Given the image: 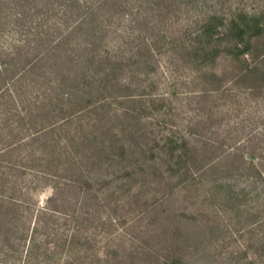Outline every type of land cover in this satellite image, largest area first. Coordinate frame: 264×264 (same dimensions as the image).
<instances>
[{
    "label": "rangeland",
    "instance_id": "rangeland-1",
    "mask_svg": "<svg viewBox=\"0 0 264 264\" xmlns=\"http://www.w3.org/2000/svg\"><path fill=\"white\" fill-rule=\"evenodd\" d=\"M238 12L0 0V264H264V33L195 39Z\"/></svg>",
    "mask_w": 264,
    "mask_h": 264
},
{
    "label": "trees",
    "instance_id": "trees-1",
    "mask_svg": "<svg viewBox=\"0 0 264 264\" xmlns=\"http://www.w3.org/2000/svg\"><path fill=\"white\" fill-rule=\"evenodd\" d=\"M226 22L224 19H222L221 22L213 26L205 25L197 31L195 39L200 43L204 40L207 44V46L201 45L202 47L199 48L201 51L199 52V57L207 58L214 51L215 53H218V49L221 46L220 43H225V45H227V50L239 51L240 54L245 53L248 51V46L250 45L251 39L259 37L264 33V25H262L260 17L255 14L248 15L242 12L234 13L231 15L230 21L228 23ZM217 29H223L224 31L217 33ZM215 35H217V39H222H220L219 42H214L213 39ZM221 40H224L225 42H221ZM192 50L198 51V48L196 47L194 49V47H192ZM119 86L127 87V84L121 82ZM119 98L130 99L131 96L122 95L119 96ZM169 142L173 144L176 143L173 139L169 140Z\"/></svg>",
    "mask_w": 264,
    "mask_h": 264
}]
</instances>
